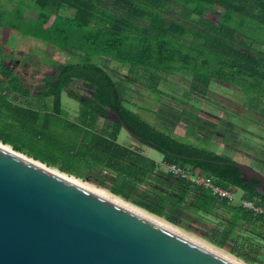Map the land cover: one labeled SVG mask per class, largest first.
Masks as SVG:
<instances>
[{
    "label": "trees",
    "instance_id": "obj_1",
    "mask_svg": "<svg viewBox=\"0 0 264 264\" xmlns=\"http://www.w3.org/2000/svg\"><path fill=\"white\" fill-rule=\"evenodd\" d=\"M31 1L38 11L36 19L30 18L28 24L23 26L15 23L9 25L5 18L6 12L0 11V26L6 25L14 30H22L25 34L61 49L71 50L82 57L79 61L60 65L55 76L44 77L41 80L43 95L55 96L56 109L59 104V94L64 89L76 99L82 98L81 105L85 111H82V114L89 118L90 124L96 122L90 120L92 115L88 111L104 115L109 109H113L119 115V120H111L113 122L111 128L102 125L100 133L93 132L91 138L86 134L87 129H84L83 136L78 132L80 134L78 138L81 136L85 142L90 143L88 153L95 160L94 162L100 161L102 164L113 166V159L108 152L110 147L115 145L114 140L123 122L132 132L140 136V142L161 152L167 163H178L188 171L203 172L213 176L214 181L224 188L231 191L240 189L243 198L264 206V195L251 184L240 179L239 168L230 164L235 160L192 141L176 138L151 123L126 104L127 100L117 81L104 66L92 60L94 56H107L129 68L143 67L151 70L158 77L162 74L164 76L187 72L190 74L189 78L193 77L194 81L205 78V68L212 78L240 87L241 91L251 96L253 102H259L264 99V53L259 50L256 53L250 52V47L242 45L243 41L236 36L242 34L264 43V0ZM111 5L114 10L110 8ZM208 10L217 12L218 18L207 17ZM189 24H194L195 28H189ZM0 52H2L1 48ZM0 74L9 80L13 92L24 97L28 96L30 89L22 83L20 77L12 73L2 53H0ZM75 81H81L88 87L91 91L90 95H78L69 89L70 84ZM150 88L157 90V102H161L160 98L165 95L169 96L168 93L154 86ZM191 115L198 119L195 113ZM189 126L186 129L194 135L195 129L193 126L190 129ZM0 140L12 146L8 140L2 138ZM12 147L22 151L16 146ZM30 156L47 165L58 167L56 160L46 161L39 156ZM63 167L58 168L75 175L70 168ZM113 167L118 172L119 167ZM168 173L176 180L188 183L197 190L200 200L196 201V207L199 210L208 213L213 210L217 200L207 189L175 177L169 171ZM100 182L104 184L102 178ZM109 189L125 199L133 198L134 203L151 213L186 227L187 218L182 215L180 209H176L174 202L167 204L165 197L151 200L148 196L134 195V187L131 188V193H126L116 184L109 185ZM201 198H206L204 201L207 205ZM220 203L232 204L227 200ZM233 206L243 213L244 210L238 204ZM256 216L263 220L264 226V217ZM199 234L220 247H223V243L228 238L225 235L224 239L218 242L213 234L210 236ZM242 249H245V246ZM258 250L259 246L257 249H252L254 252ZM230 251L248 263L264 264V252L261 256L254 257L242 256L243 253Z\"/></svg>",
    "mask_w": 264,
    "mask_h": 264
},
{
    "label": "rangeland",
    "instance_id": "obj_2",
    "mask_svg": "<svg viewBox=\"0 0 264 264\" xmlns=\"http://www.w3.org/2000/svg\"><path fill=\"white\" fill-rule=\"evenodd\" d=\"M110 8L115 9L112 5ZM0 11L6 12L5 18L9 25L15 23L23 26L28 24L30 18L36 19L38 14L31 0H0ZM206 14L207 17L218 18L217 12L208 10ZM188 27L194 29L195 25L189 24ZM236 37L243 41L242 45L250 47V52L256 53L259 50L264 53V43L242 34H237ZM0 48V53L9 63V67L21 75L33 94L27 99L32 109L14 106L9 94L0 96V138L8 140L12 146L22 150L19 152H26V155L39 156L46 161L56 160L58 167L70 168L83 181L110 191L107 183L100 182V177L104 174L99 171L100 168L88 153L90 143L78 136H83L84 129H87L86 134L91 138L93 132L100 133L102 125L113 126V122L103 115L88 111L92 115L90 120L96 122L90 124L89 118L82 114L85 111L81 100L71 96L67 89L59 94L57 109L55 96L43 95L41 80L46 76H55L58 67L63 63L81 60V55L6 25L0 26ZM92 60L104 66L117 81L127 100L126 104L157 127L176 138L192 141L235 161L247 163L264 173V99L253 102L251 96L241 91L240 87L212 78L205 68V78L194 81L193 77L189 78L190 74L187 72L164 76L162 74L158 77L151 70L143 67L129 68L107 56H94ZM0 81L4 83L5 80ZM7 85L11 89L9 82ZM150 86L165 91L169 96L165 95L160 98L161 102H157V90L151 89ZM69 89L78 95H90L91 92L81 81L73 82ZM2 90L6 91L4 88ZM194 113L198 119L191 115ZM188 125L190 129L191 126L195 129L194 135L186 129ZM120 131L121 141L122 138L128 139L141 145L149 156L163 160L161 152L150 146H142L123 127H120ZM165 165L168 169L167 164ZM234 192L241 194L238 190ZM134 195L139 196L137 193ZM125 200L132 203L135 201L133 198ZM175 225L184 229V226ZM254 225H247L246 230L239 227L238 231L247 235L246 239L251 242L245 246L242 256L256 257L264 252V226L259 227L256 221ZM186 231L201 236L199 233ZM258 246L257 252L252 251ZM222 248L231 253L229 248Z\"/></svg>",
    "mask_w": 264,
    "mask_h": 264
},
{
    "label": "water",
    "instance_id": "obj_3",
    "mask_svg": "<svg viewBox=\"0 0 264 264\" xmlns=\"http://www.w3.org/2000/svg\"><path fill=\"white\" fill-rule=\"evenodd\" d=\"M107 117L119 120L113 109ZM230 164L244 182L255 179L264 195V173L247 163ZM0 264L233 263L0 146Z\"/></svg>",
    "mask_w": 264,
    "mask_h": 264
},
{
    "label": "crops",
    "instance_id": "obj_4",
    "mask_svg": "<svg viewBox=\"0 0 264 264\" xmlns=\"http://www.w3.org/2000/svg\"><path fill=\"white\" fill-rule=\"evenodd\" d=\"M13 72L20 77L22 83L26 85L21 75L15 71ZM2 79L5 81L4 83L0 81V96L9 94L14 101V106L32 109L30 104L27 103V99L33 96L30 87L26 85L30 89V93L28 96L24 97L16 92H11L10 87L7 85L9 80L6 77H2L0 74V80ZM2 88L6 91L4 92ZM109 127L111 128L112 126L108 125V128ZM120 132L119 129L116 139L114 140L115 145L110 147V151L108 152L113 159V166L119 167L118 172L112 165L102 164L100 161L95 162L96 166L100 168L99 171L107 176L104 177L103 175L100 177L104 183L110 186L114 184L119 185V188L126 193H131V188L134 187V193L148 196L151 200L165 197V202L167 204L174 202L177 206L176 209H180L182 215L187 218V224L184 229L207 236L213 234V237L216 238L218 242H221L225 235H227L228 238L223 243V247L241 254L243 253L242 251H244V249H242V247L251 242L246 239L245 236L247 235L238 231L239 227H243L246 230L247 225L255 226L254 221L258 222L259 227H261L263 226V220L260 217L245 211H243V213L242 211H237L236 207L234 208L233 206L236 205L235 203L228 205L220 203L219 201L214 204L213 210L210 213L199 210L196 207V201L198 202L200 200L196 189L189 186L188 183L185 184L171 177L165 165L167 162L164 158L163 160L154 159L153 156H149L147 152H145V149L141 147V145H137L125 138H122L121 141L119 139ZM138 142L142 144V146H148L139 140ZM162 165H164L166 169L163 168ZM109 180L111 182H107ZM237 190L241 193L238 196H242V191L240 189ZM204 199L206 200V198ZM204 199H202V201L207 205ZM241 223L243 226H240ZM203 239L209 241L206 238Z\"/></svg>",
    "mask_w": 264,
    "mask_h": 264
},
{
    "label": "bare ground",
    "instance_id": "obj_5",
    "mask_svg": "<svg viewBox=\"0 0 264 264\" xmlns=\"http://www.w3.org/2000/svg\"><path fill=\"white\" fill-rule=\"evenodd\" d=\"M0 146L8 149V150H13V151H17V150H14L13 147H11L9 144H5L3 143L2 141H0ZM19 152V151H18ZM26 158L30 159L31 161H34L36 162L37 164L39 165H42V166H46L50 171L68 179L69 181L81 186V187H84L86 189H88L89 191L107 199V200H110L122 207H125L137 214H140L154 222H157L169 229H172L184 236H186L187 238L193 240L194 242L200 244L201 246L205 247L206 249L212 251L213 253L219 255L220 257L224 258L225 260L233 263V264H251V263H248L246 261H244L243 259L235 256L234 254L232 253H229L227 251H225L222 247H219L215 244H212L211 242L203 239V238H200L194 234H191V233H188L186 230L180 228L179 226L173 224L172 222L170 221H167L165 220L164 218L154 214V213H151L149 211H147L146 209L132 203V202H129L127 200H125L124 198L116 195V194H113L112 192L106 190L105 188H102V187H97L87 181H83L82 179L80 178H77L76 176L74 175H71V174H68L66 172H63L55 167H52V166H49L43 162H40L39 160H36L34 159L33 157L31 156H28L26 155Z\"/></svg>",
    "mask_w": 264,
    "mask_h": 264
},
{
    "label": "built area",
    "instance_id": "obj_6",
    "mask_svg": "<svg viewBox=\"0 0 264 264\" xmlns=\"http://www.w3.org/2000/svg\"><path fill=\"white\" fill-rule=\"evenodd\" d=\"M168 171L175 177L182 178L188 182L207 189L217 201L227 200L229 203L238 204L244 211L250 212L253 215L264 217V206L255 203L252 200L245 199L242 196L236 195L234 191L224 188L214 181L213 176L203 172H191L180 166L178 163H167Z\"/></svg>",
    "mask_w": 264,
    "mask_h": 264
},
{
    "label": "flooded vegetation",
    "instance_id": "obj_7",
    "mask_svg": "<svg viewBox=\"0 0 264 264\" xmlns=\"http://www.w3.org/2000/svg\"><path fill=\"white\" fill-rule=\"evenodd\" d=\"M78 100H82V98H79ZM107 114H108V112H106L103 116L104 117H106V118H108L107 117ZM110 120H112L111 118H109ZM252 181H253V184H251L255 189H256V180L255 179H252Z\"/></svg>",
    "mask_w": 264,
    "mask_h": 264
}]
</instances>
